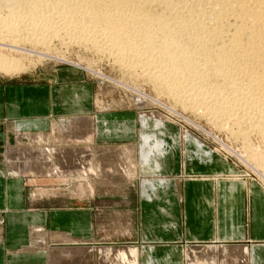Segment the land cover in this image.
Returning a JSON list of instances; mask_svg holds the SVG:
<instances>
[{
  "label": "crops",
  "instance_id": "obj_1",
  "mask_svg": "<svg viewBox=\"0 0 264 264\" xmlns=\"http://www.w3.org/2000/svg\"><path fill=\"white\" fill-rule=\"evenodd\" d=\"M95 105L94 83L77 68L43 66L27 76L0 77V264H50V250L59 245V241H51L52 233L94 241L91 206L97 205L93 198H86L85 207L63 208L42 197L35 202L27 197L25 188L29 175L60 177L47 174L43 161L32 159L27 152L59 145L54 130L61 119L69 122L86 117L92 128L87 134L92 136V146L112 142L125 146L128 152L131 146L138 149L136 123L117 114L110 119ZM110 135L114 138L109 139ZM166 145H172L171 140H166ZM181 155L179 146H174L159 159V172L143 174L139 169L130 176L138 181L134 187L139 198L134 206H145L140 207L141 227L148 231L142 237L158 241L156 251L148 257L156 264H173L176 250L167 247L177 248L179 242L243 241L251 250V264H264L263 189L254 182L247 186L242 180L238 201L227 204L229 179L219 173L227 172L226 164L217 156L203 161L193 156L182 163ZM145 175L151 181L143 188ZM156 175L169 179L157 183ZM254 188L259 194L258 206H254ZM146 192L151 199L144 196Z\"/></svg>",
  "mask_w": 264,
  "mask_h": 264
},
{
  "label": "rangeland",
  "instance_id": "obj_2",
  "mask_svg": "<svg viewBox=\"0 0 264 264\" xmlns=\"http://www.w3.org/2000/svg\"><path fill=\"white\" fill-rule=\"evenodd\" d=\"M30 3L32 4L33 2ZM0 10L3 11L2 13H7L6 8H0ZM157 10L155 14L162 13L158 8ZM153 15L154 14H152V18L154 17L153 20H155L156 17ZM0 17H3V19L6 18L4 16ZM37 17L38 18H36V20L40 24L36 21L34 24L37 23L36 26L38 27L42 25L40 27L41 35L43 36L46 32L50 34L54 33L52 32V29L54 28L56 29V36H53L54 38L52 39L46 38V40L50 39L47 40V43H45L46 41L43 38L42 41H40L39 39L41 38H39V42L36 39L34 40L39 44L41 42L42 46L37 44V42L35 43L32 40L33 38L28 40V42L32 40V44L31 42L27 43V41H23V43L20 41L13 46L8 45L10 41L4 40L5 45H7L1 46L2 44H0V54L6 55L11 59H18V61L15 59L14 60L19 64V71L9 75L0 73V77L13 79L20 76H27L43 66H49L52 68H77L94 83L95 107H97V109L104 110V113H106V116H108L110 119L116 118V114L130 118L132 122H135L139 128L136 138L139 139L140 143L137 150H135L133 146L129 148L132 152L131 153L127 151L128 148L125 146H117V143L114 144L112 142L105 146H92V144L89 143L92 137L90 134L82 139H71L69 135H62L63 132L60 129V124L61 121H64V119H61L59 124L56 125L57 130H54L56 135L55 140H59L61 142H59V145H46L45 147L38 149H30L32 151L34 149L48 151L49 156L47 158L49 159V164L45 165V167L46 170L48 169L47 171H49V173L55 174L56 171L54 169V163H57L55 160L60 158L61 154L65 163L64 166H73L76 164L81 167L76 171V173H72L75 175L70 176H43L37 178V176L29 175L26 180L27 183L25 189L27 197L35 200V202L37 199L42 197L45 199L46 203H55L56 205H60L57 207L63 208L69 206L85 207L82 205L86 204V198H93L91 200H93V203L97 205L91 206L95 213L94 241L90 243L88 240L81 241L75 238L78 245L88 247V250L91 252H89L88 255V260L90 262L93 264H102L103 257L101 255L103 254L104 247L106 249V253H108L109 256L114 254L113 247H127L130 250L131 255L134 257L132 260L125 250H120L115 258H111L109 261L104 260L109 264H144V261L150 258L148 257L149 254H151L153 251H156L154 248L157 245L156 242L158 241L152 240L151 237L149 239L142 237V234H144L143 232L148 231L147 228L141 227L142 219L140 207L145 206H134L139 198V195L136 192L137 190L135 191L134 187L135 182L138 183V181L135 178H130V176H132L135 172H139V169L142 173L144 172L143 174H156V172H159V159L174 146H179L181 150L182 163H185L186 158L191 160V157L193 156L198 157L200 161L210 160L213 158V156H217L222 160L223 163L226 164L227 172H224L223 175L221 172L219 173L221 177L229 179L230 192L228 194L229 197L227 204L231 205L238 201L241 195L240 187L242 185V180L246 182L247 186H249L250 182H254L263 189L262 192L264 194V158L262 157L264 156V146H262L264 145V142L261 138V135L260 137L258 135L260 134L258 129L255 131L254 129L250 130L249 128L251 127L243 126L242 128L239 127L241 130L240 131L237 129L238 126L236 127L232 124H229V126L226 125L229 129L227 127V129H225V127H223V129L221 126L218 127V125H215L217 123H215L211 118L210 120L212 121H210L209 117L201 112L202 110L199 111V108H197L196 111L192 110L191 105L193 103H186L184 108V104L180 103L182 102V98L178 97L180 96V92L176 94L174 91V94L172 93L173 90H175L173 89V83H171V81H176L174 78V80L169 79L170 82H168L167 79L166 82L168 84L166 82H162V86L161 83H154L147 77L146 79L145 77L143 78L140 76V74H138L139 69H136V67H134L135 69L132 67L125 68L124 65L119 64V61L116 62L115 59L111 58L112 56L109 54V52L107 53V51L104 49L101 50V47H96L95 45L92 46L93 43L91 44L90 40H88L89 42L85 40H82L81 42L80 40L78 42L76 39L72 40L71 37H74L72 32L66 30L67 28L65 29V27H62L66 26L65 24L59 25L57 23L56 25L51 26L48 24L49 20H47V23L42 21L45 19L44 17H39V15H37ZM54 17H56V15H54ZM164 17L165 16H163V18ZM168 17L171 21V19L173 20L175 16H167L165 19L168 20ZM55 19L56 18H53V20ZM165 19L162 20L164 21ZM40 20L45 23L43 24ZM65 20H67V18H65ZM167 20H165L164 23L169 22V20ZM174 20H177V18L175 17ZM163 21L161 22L163 23ZM57 25L59 27L61 26L62 28L60 27L61 29H59ZM55 26H57V28H55ZM63 29L65 30L63 31ZM43 31L44 33L42 34ZM102 31L103 30H100L99 33ZM64 33H67V35L65 36ZM31 36L34 37V34H31ZM143 36L144 35H142V37ZM9 37L12 38L15 37V35ZM3 47H6V50L2 49ZM10 48L13 51H11V53ZM153 48L154 47H152V49L150 48V52L154 50V57L155 59L158 57L159 60V55H155L154 52L156 49ZM21 49L24 53L21 51ZM27 52L28 54H26ZM19 58L21 63L19 62ZM184 79H182V81ZM190 81L193 83L192 80L187 78L181 82L182 88L178 87L179 91L185 90V86L190 88V86H192ZM215 82L222 83V81L219 80H215ZM165 84L168 86H165ZM158 85L160 86L158 87ZM169 87L171 88L172 92L169 90ZM141 103L142 106L140 105ZM193 107L196 108V105H192V108ZM144 113H147V117L148 114L150 115L148 117V123L146 126H144L145 124L140 121L141 114L143 115ZM239 114L242 115L241 113ZM216 115V117H219L220 114L218 113ZM236 115H238V113ZM71 121L66 122V127H71ZM157 122L159 123L158 128L156 127V125H158ZM75 128L77 129V127L74 126L73 129ZM245 130L247 135L245 134ZM80 131L81 130H79V132L74 135L79 134ZM243 133L246 135L245 137H243ZM58 134L60 139H58ZM161 136L164 138V141L158 142V138H161ZM113 138V135H110L109 139ZM166 140H171L172 145L167 146ZM114 141L115 140H113V142ZM161 143H163V145ZM151 145H156V147L159 149H156L155 146L153 148ZM256 150L258 152L260 151L259 153L262 155L261 157L260 154L256 152ZM149 151L151 152L150 154ZM57 152L59 153V156H57ZM140 152L145 154L147 153L149 156L147 157L148 160L145 159L144 156L141 158V155L139 154ZM253 152L259 154L260 162L258 160L256 161V164L253 162L255 159H252V157L249 158L250 155L254 154ZM30 157L32 159H37L36 156ZM90 163L91 165L89 166L88 164ZM157 165L158 168L156 167ZM81 169L83 170L81 173H79ZM59 173L63 172L60 171ZM78 173L79 175H77ZM40 174H42V171ZM205 176L206 175H202L201 177ZM144 177H147L149 180H151L146 175ZM144 177L141 179V187ZM155 177V179H157L156 181L158 182L162 180L160 183L166 182L169 179L165 176L156 175ZM215 179L217 180L218 178L215 177ZM81 182L87 183L88 189L90 190L89 194L84 195L81 194L80 190H76L77 183ZM237 183H240L238 186L239 190L237 189ZM253 190L255 194L254 206H258L260 204L258 190L256 188ZM246 194H248V192H246ZM51 236V241H54L55 239L53 238V233ZM59 243V245L62 247L72 248L76 246L70 245L68 243ZM235 243H242L241 245H245L246 251L249 254V259L245 258L242 263L251 264V250L249 246L247 244H243V242L192 243L184 241L179 242V246L177 248H175V246H168L167 248H169V250L173 248V251L176 250L175 254L177 255V258L173 260V264H211L212 261L208 259L206 260V258L203 256L204 249L207 245L213 244L219 246L221 244L227 245ZM147 246H152L153 249L147 252ZM187 252H189L191 258L187 257ZM49 255V263L53 264L52 249L50 250ZM76 255H79V252H77ZM191 259L193 262L189 263V260ZM215 259L216 260L214 261V264L221 263V259L218 254H216ZM77 260L72 258L67 262L68 264H78L79 262Z\"/></svg>",
  "mask_w": 264,
  "mask_h": 264
},
{
  "label": "bare ground",
  "instance_id": "obj_3",
  "mask_svg": "<svg viewBox=\"0 0 264 264\" xmlns=\"http://www.w3.org/2000/svg\"><path fill=\"white\" fill-rule=\"evenodd\" d=\"M0 8L7 9V13H2L3 11L0 10V16L6 17L5 19L0 17L1 46L7 45H5L4 40L10 41L8 45L13 46L20 41H22L21 43L23 41L31 42L32 44V40L41 38L40 41L44 39L47 43V40L50 39L46 40V38H54L53 36H56V29L54 28L52 29L54 33L46 32L43 36L41 35L40 27L42 25L36 26L39 23L36 20L37 15L45 18L42 21L47 22L49 20L47 23L51 26L57 23L59 25L65 24L67 27H62L71 31L75 37L70 36L72 40L76 39L78 42L79 40L80 42L90 40V43H93L92 46L101 47V50L104 49L107 53L109 52L111 58L115 59L116 62L119 61V64L124 65L125 68L136 67L139 69L138 74L143 78L147 77L154 83H161V86L162 82H166L167 79L170 82L169 79L174 78L176 81H171V83H173L174 87L173 85L172 87L175 90L172 92L170 87L169 90L173 94L174 91L176 94L180 92L178 97L182 98L180 103L184 104V108L186 103H193V106L195 104L196 108H192L191 105L192 110L196 111L199 108V111L202 110L201 112L209 117V120L211 118L217 123L215 125L225 127V129L228 128L226 125L229 126V124L238 126L237 129L243 126L251 127L250 130L256 131L258 129L260 134H257L259 137L261 135L264 142V0H0ZM157 8L162 12L161 14H155ZM152 14L155 15V20H153ZM171 15L175 16L177 20L172 17L173 20L170 21L168 17L169 22H167L168 20L165 18ZM163 16L165 17L163 18ZM53 18L57 20H53ZM162 19L167 20V23H164L165 20ZM35 21L37 23L34 24ZM60 27L59 29L62 28ZM100 30L103 31L99 33ZM31 34H34V37ZM13 35L15 37H12ZM142 35L144 36L142 37ZM30 38L33 39L28 42ZM38 42L37 44H39ZM152 47L156 49L154 53L159 55V60L158 57L155 59L154 50L150 52ZM2 49L6 50V47ZM11 51L10 48V53ZM14 59L0 54V73L5 75L17 73L19 71L18 59H15L17 61ZM184 78L192 80L193 83L190 81L192 86L190 88L185 86L186 89L183 87L185 90L179 91L178 87L182 86L181 82L185 80ZM182 79L184 80L182 81ZM215 80L222 81V83H216ZM165 86L168 85L165 84ZM147 113L141 114L140 121L145 124L144 126L147 125L150 116L148 114L147 117ZM218 113L220 115L216 117ZM237 113L238 115H236ZM74 126L77 129H73ZM158 126L159 123L156 127L158 128ZM60 129L67 136L73 134L72 137L75 139L84 138L92 130L86 117L74 118L71 121V127H66V122L61 121ZM79 130H81L80 133L74 135ZM162 141L164 138L161 136L158 138V142ZM161 144L163 145V143ZM154 146L156 147V145L152 147L154 148ZM156 149L159 148L156 147ZM256 152L258 151L256 150ZM258 153L249 157L255 159L253 161L255 164L259 160L260 153ZM27 154H32V156L41 159L42 165L49 164L47 150L28 151ZM56 154L59 156L58 152ZM139 154L141 158L143 156L145 159L149 157L147 153L140 152ZM262 157L264 158V156ZM55 161L57 163H54V169L57 175H75L72 173H76L81 168L76 164L64 166L62 154ZM88 165L90 166L91 163ZM156 167L158 168V165ZM82 170L78 172L81 173ZM45 171L48 174L46 169ZM60 171L63 173H59ZM150 181L144 177L142 187L145 188ZM76 186V190H80L81 194H89L90 190L87 183H77ZM144 196L146 198L152 197L148 192L144 193ZM53 236L59 242L76 245L72 248L62 247L58 243L54 245L51 248L53 264H68L67 261L72 258L78 259V264H93L88 260L90 252L88 247L78 245L76 239L65 233L58 232ZM241 244L207 245L203 256L206 260H211V264L215 263L216 254L220 256V264H243L245 258L249 259V254L245 245ZM152 246H147L146 251H151ZM113 248L114 254L109 256L104 247L101 255L103 257L102 264H109L104 260L109 261L111 258H115L120 250H125L133 260L134 257L127 247L117 246ZM77 252L79 255H76ZM187 257L191 258L189 252H187ZM250 259L252 262V256ZM191 262H193L192 259L189 260V263ZM144 264H155V261L148 258Z\"/></svg>",
  "mask_w": 264,
  "mask_h": 264
}]
</instances>
